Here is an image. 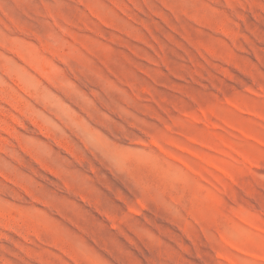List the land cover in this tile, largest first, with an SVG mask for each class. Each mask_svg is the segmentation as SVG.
<instances>
[{"label":"rangeland","instance_id":"374dc122","mask_svg":"<svg viewBox=\"0 0 264 264\" xmlns=\"http://www.w3.org/2000/svg\"><path fill=\"white\" fill-rule=\"evenodd\" d=\"M0 264H264V0H0Z\"/></svg>","mask_w":264,"mask_h":264}]
</instances>
